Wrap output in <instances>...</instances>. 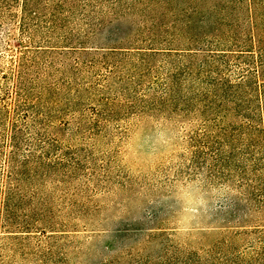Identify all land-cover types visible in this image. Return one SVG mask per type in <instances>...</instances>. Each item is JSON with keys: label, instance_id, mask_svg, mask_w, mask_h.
Wrapping results in <instances>:
<instances>
[{"label": "rangeland", "instance_id": "1", "mask_svg": "<svg viewBox=\"0 0 264 264\" xmlns=\"http://www.w3.org/2000/svg\"><path fill=\"white\" fill-rule=\"evenodd\" d=\"M258 83L264 0H0V264H264Z\"/></svg>", "mask_w": 264, "mask_h": 264}, {"label": "clouds", "instance_id": "2", "mask_svg": "<svg viewBox=\"0 0 264 264\" xmlns=\"http://www.w3.org/2000/svg\"><path fill=\"white\" fill-rule=\"evenodd\" d=\"M214 195L218 197L215 201L205 198V195L198 189L188 185H181L178 188V200L180 206L177 209L176 229L179 234H186L196 228L202 217L208 216L210 205L214 206L216 212L222 209L221 200L228 194L236 195L237 193L227 185L223 190H214ZM211 219L210 216H208Z\"/></svg>", "mask_w": 264, "mask_h": 264}, {"label": "trees", "instance_id": "3", "mask_svg": "<svg viewBox=\"0 0 264 264\" xmlns=\"http://www.w3.org/2000/svg\"><path fill=\"white\" fill-rule=\"evenodd\" d=\"M255 45H251V47L249 46V47H247V48H255L254 47ZM242 48H245V47H242ZM244 51V50H243ZM252 53H255V52H253V51H255V50H250ZM256 88H257V92H258V94H259V97H260V99H261V103L262 104H264V101H263V98H262V96H264V83H262V85H260L259 83L256 85ZM17 131H16V133H15V135H14V137H15V145H13V148H14V151H15V149H19V140L17 139ZM14 137H12V139L14 140ZM12 159H14V156L12 157ZM11 194V193H10Z\"/></svg>", "mask_w": 264, "mask_h": 264}]
</instances>
